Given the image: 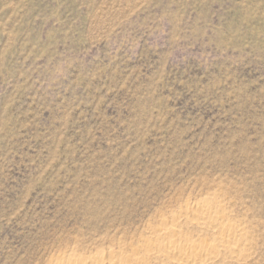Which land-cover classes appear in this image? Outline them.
<instances>
[{"label": "rangeland", "instance_id": "374dc122", "mask_svg": "<svg viewBox=\"0 0 264 264\" xmlns=\"http://www.w3.org/2000/svg\"><path fill=\"white\" fill-rule=\"evenodd\" d=\"M215 183L264 264V0H0V264L136 244Z\"/></svg>", "mask_w": 264, "mask_h": 264}, {"label": "bare ground", "instance_id": "6f19581e", "mask_svg": "<svg viewBox=\"0 0 264 264\" xmlns=\"http://www.w3.org/2000/svg\"><path fill=\"white\" fill-rule=\"evenodd\" d=\"M240 202L215 183L178 199V208L147 224V235L136 244L121 242L87 256L69 250L51 264H256L262 222Z\"/></svg>", "mask_w": 264, "mask_h": 264}]
</instances>
